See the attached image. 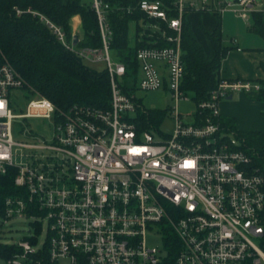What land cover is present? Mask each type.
Returning <instances> with one entry per match:
<instances>
[{
  "label": "built area",
  "instance_id": "built-area-1",
  "mask_svg": "<svg viewBox=\"0 0 264 264\" xmlns=\"http://www.w3.org/2000/svg\"><path fill=\"white\" fill-rule=\"evenodd\" d=\"M136 1L135 9L155 21L143 25L150 29L146 36L152 46L137 50L138 89L167 88L176 101L188 98L181 88L188 11L232 12L246 22L263 11L258 0ZM92 7L100 24L99 48L79 47L77 32L69 39L45 15L28 12L39 16L67 50L85 62L106 64L109 109L75 105L58 111L47 98H29L21 75L8 63L0 66V173L13 169L17 189L5 198L0 216L28 221L33 228L18 242L0 240V264H264V176L250 168V156L225 129L220 111V102L234 91L258 93L259 83L221 76L193 120L184 122L175 107L171 132L142 131L137 118L145 107L136 93L128 95L118 84L127 71L112 60L111 7L104 0H92ZM162 41L168 45L159 46ZM23 92L29 100L17 113L14 98ZM29 118L49 121V142L15 139L14 128ZM23 132L31 135L26 127ZM44 149L54 153L45 155ZM43 229L47 236L39 242ZM149 233L163 246L149 245ZM168 233L178 240L169 242L171 249L177 246L171 262Z\"/></svg>",
  "mask_w": 264,
  "mask_h": 264
},
{
  "label": "trees",
  "instance_id": "trees-1",
  "mask_svg": "<svg viewBox=\"0 0 264 264\" xmlns=\"http://www.w3.org/2000/svg\"><path fill=\"white\" fill-rule=\"evenodd\" d=\"M111 10L107 14L108 23L113 32L111 54L124 64L125 75L118 80L121 89L128 95L138 90L139 63L137 50L144 46H152L147 42L144 24L155 22L148 20L138 8L136 0H104ZM171 5L173 0H163ZM134 10L129 11L128 7ZM31 9L48 17L61 26L67 37L71 39L73 28L71 20L79 15L81 30L78 36L82 39L79 47L99 48L102 46L100 27L92 0H0V66L8 63L22 77L23 88L30 95L47 98L54 103L58 111H67L77 106L106 110L110 108L112 90L107 68L96 69L87 64L78 54L67 50L54 36L49 27L39 16L28 12ZM17 10L22 13L18 14ZM183 19L182 49L186 65L182 83V91L192 94L199 104L209 98L221 79L222 61L234 45L225 44L221 21L213 30L203 25L202 33L206 46L198 40L189 20L188 11ZM172 12V15H176ZM251 30L264 40V11L252 13ZM220 19V15L216 14ZM76 20V19H75ZM136 23L134 43L130 40V23ZM167 29L166 24L161 25ZM145 33L142 36V32ZM170 33V32H169ZM159 46H166L162 41ZM264 72V62L260 63ZM260 85L257 99L264 102V79L255 81ZM199 113V111L197 110ZM166 111L141 109L138 111L137 123L141 130L159 129L165 119ZM221 122L227 131H232L241 141V148L251 158L250 168L259 170L264 176V132L238 130L234 120L221 115ZM15 171L10 169L6 175L0 173V211L5 198L14 195ZM167 250L172 261L176 249H171L170 239L175 235L168 233Z\"/></svg>",
  "mask_w": 264,
  "mask_h": 264
},
{
  "label": "rangeland",
  "instance_id": "rangeland-1",
  "mask_svg": "<svg viewBox=\"0 0 264 264\" xmlns=\"http://www.w3.org/2000/svg\"><path fill=\"white\" fill-rule=\"evenodd\" d=\"M233 1V0H230ZM258 2L261 4V8H264V0H258ZM233 13L228 12L226 15H224L222 19V33H223V41L231 44L233 40H235L236 43H238L244 51L250 50L251 48H257L262 47L264 44V40L261 38L260 35L253 31H249L247 29V25L250 23V26H253V17L248 22H245L240 19H235L233 17ZM195 16H191V19L193 20V27L194 31L198 37V39L204 43V37L202 33V28L199 25V17L197 20L194 18ZM235 19V20H234ZM204 20V19H202ZM75 23V20H73ZM210 22L207 21V23ZM244 22V25L242 24ZM204 20L202 22L203 25L207 24ZM130 30H129V36L132 43H134V38L136 34V23L132 22L130 23ZM235 50V49H232ZM112 55V54H111ZM113 62H116V59L114 55L112 56ZM90 66L96 68V69H104L106 67V64L104 62H96V63H88ZM136 96L139 99L140 102H142V105L147 109H156V110H164L166 111L165 119L161 122L159 129L161 132L169 133L174 128V119H173V113L175 112V107H177V110L181 113L182 119L184 122H190L193 120V116L197 113L198 105L197 102L193 99L192 94H188L187 99H181L180 101H176V98L174 97V94L171 90L167 88H161L154 91H145L144 89H138L136 91ZM35 96L30 95L29 98H34ZM27 98V93L23 92L19 94L18 98H14V101L16 103V112L22 113L26 109V104L29 100ZM23 127H15L14 128V137L17 141L20 143H34L36 142V139H46L47 142L51 139L52 129L51 125L49 124V121L40 119V118H29L24 121ZM31 129V135H26L23 132V128ZM36 137V138H34ZM157 138H160L156 134ZM22 150V152H26L27 150L18 147ZM21 152V151H20ZM54 152L50 149H44L43 154L45 155H51ZM33 231V228L31 227L30 223L25 220H17V221H10L8 219L2 218L0 216V240L1 241H12V242H18L25 237L29 236V234ZM41 236H39V242H43L46 239L47 231L43 229V231L40 233ZM147 241L149 245H157L159 247H162V242L160 238L155 236L154 234H148ZM60 264H66L65 262H61Z\"/></svg>",
  "mask_w": 264,
  "mask_h": 264
},
{
  "label": "crops",
  "instance_id": "crops-1",
  "mask_svg": "<svg viewBox=\"0 0 264 264\" xmlns=\"http://www.w3.org/2000/svg\"><path fill=\"white\" fill-rule=\"evenodd\" d=\"M227 13L228 12H225L220 15L219 19L216 13L213 12L194 11L189 15V20L192 22L193 25V20L191 19V16H195V20H197L199 17L198 21L200 26L203 25L202 22L204 20L206 21V23L210 20V22L203 26L208 30H213L217 26L219 21H221L222 27V19L224 18L223 16ZM233 17L235 19L243 20L238 17V15L236 16V14H234ZM250 19L251 16L249 20ZM73 20H75V23ZM242 24L244 25V22H242ZM71 25L74 32L78 33L81 30V18L79 15L74 16L72 18ZM246 25L247 29H249V31H252L250 23ZM193 30H195L194 27ZM200 43L202 42L200 41ZM224 43L228 44L226 42ZM202 44L203 46H206L205 37L204 43ZM228 45H234L235 50H230L226 58L222 61L221 76L223 78L229 80L243 79L252 82L264 79V72L260 68V63L264 62V44L262 47L251 48L247 51H244V49H242V47L238 43H236L235 40H233V42ZM257 96V92L245 93L234 91L231 96L220 102V111L222 116L234 120L238 130L264 132V102L259 101L257 99Z\"/></svg>",
  "mask_w": 264,
  "mask_h": 264
},
{
  "label": "water",
  "instance_id": "water-1",
  "mask_svg": "<svg viewBox=\"0 0 264 264\" xmlns=\"http://www.w3.org/2000/svg\"><path fill=\"white\" fill-rule=\"evenodd\" d=\"M78 40V36H74V44H77Z\"/></svg>",
  "mask_w": 264,
  "mask_h": 264
}]
</instances>
